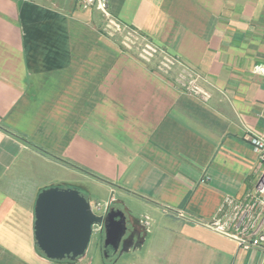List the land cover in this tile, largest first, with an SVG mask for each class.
Returning <instances> with one entry per match:
<instances>
[{
    "label": "crops",
    "instance_id": "0c3cea01",
    "mask_svg": "<svg viewBox=\"0 0 264 264\" xmlns=\"http://www.w3.org/2000/svg\"><path fill=\"white\" fill-rule=\"evenodd\" d=\"M109 9L202 74L211 96L179 87V67L165 74L125 49L95 7L0 0V264H107L100 243L97 262H86L89 247L75 261L38 249L35 205L50 186L102 193L123 210L128 264H264L263 249L202 224L261 172L249 136L264 128V77L254 72L264 0H110Z\"/></svg>",
    "mask_w": 264,
    "mask_h": 264
},
{
    "label": "built area",
    "instance_id": "2783aa9c",
    "mask_svg": "<svg viewBox=\"0 0 264 264\" xmlns=\"http://www.w3.org/2000/svg\"><path fill=\"white\" fill-rule=\"evenodd\" d=\"M84 9L95 7L105 17V31L110 36L120 35L121 45L137 53L146 63L157 62L160 72L168 74L179 67L177 84L185 92L208 100L210 92L201 81L204 76L184 62L177 54L158 44L141 30L123 23L109 9L110 0H77ZM254 72L264 77V62L254 66ZM264 115V112H263ZM249 142L257 152L261 172L252 187L242 197L226 196L217 214L202 222L209 230L228 237L245 249L264 250V128L250 133ZM111 202L97 201L93 210L97 214L106 213ZM103 224H94L93 232H102Z\"/></svg>",
    "mask_w": 264,
    "mask_h": 264
},
{
    "label": "water",
    "instance_id": "95a60500",
    "mask_svg": "<svg viewBox=\"0 0 264 264\" xmlns=\"http://www.w3.org/2000/svg\"><path fill=\"white\" fill-rule=\"evenodd\" d=\"M35 238L50 259L72 260L84 256L94 224H103L102 250L105 258L121 254L133 237L125 212L111 207L97 214L88 197L74 186H50L41 190L35 205Z\"/></svg>",
    "mask_w": 264,
    "mask_h": 264
},
{
    "label": "rangeland",
    "instance_id": "374dc122",
    "mask_svg": "<svg viewBox=\"0 0 264 264\" xmlns=\"http://www.w3.org/2000/svg\"><path fill=\"white\" fill-rule=\"evenodd\" d=\"M104 195L105 194L100 193L99 195L91 196L90 201L92 202L93 206L98 200L104 201L103 198H102ZM131 225H132L131 223H128L129 229L131 228ZM103 236H104L103 230H102V232H93L92 239H91V242L89 244V257L86 258V262H88L90 260H93L90 257L94 254L96 244L97 243L98 244L102 243L101 240H102ZM119 256H120V254H117V255H114L113 258H101V259L100 258H94V260H95V262H97L100 259L101 261L103 260V262H106L107 264H115L117 261H118L117 262L118 264H128L129 263L128 260H130V259H128V258H120Z\"/></svg>",
    "mask_w": 264,
    "mask_h": 264
},
{
    "label": "trees",
    "instance_id": "16d2710c",
    "mask_svg": "<svg viewBox=\"0 0 264 264\" xmlns=\"http://www.w3.org/2000/svg\"><path fill=\"white\" fill-rule=\"evenodd\" d=\"M38 249L42 252V250L39 248V246H38Z\"/></svg>",
    "mask_w": 264,
    "mask_h": 264
},
{
    "label": "flooded vegetation",
    "instance_id": "af4514ba",
    "mask_svg": "<svg viewBox=\"0 0 264 264\" xmlns=\"http://www.w3.org/2000/svg\"><path fill=\"white\" fill-rule=\"evenodd\" d=\"M130 242V241H129ZM126 244H128V241L126 242Z\"/></svg>",
    "mask_w": 264,
    "mask_h": 264
}]
</instances>
